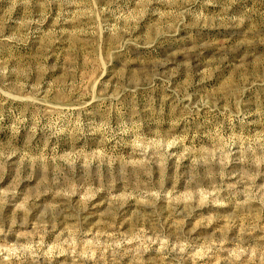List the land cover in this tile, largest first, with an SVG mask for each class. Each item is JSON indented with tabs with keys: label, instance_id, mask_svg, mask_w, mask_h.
<instances>
[{
	"label": "rangeland",
	"instance_id": "rangeland-1",
	"mask_svg": "<svg viewBox=\"0 0 264 264\" xmlns=\"http://www.w3.org/2000/svg\"><path fill=\"white\" fill-rule=\"evenodd\" d=\"M0 264H264V0H0Z\"/></svg>",
	"mask_w": 264,
	"mask_h": 264
}]
</instances>
